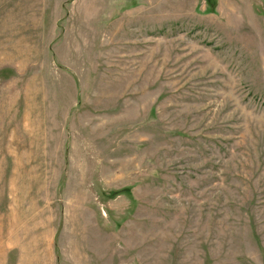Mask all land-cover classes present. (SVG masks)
Instances as JSON below:
<instances>
[{
	"label": "rangeland",
	"instance_id": "rangeland-1",
	"mask_svg": "<svg viewBox=\"0 0 264 264\" xmlns=\"http://www.w3.org/2000/svg\"><path fill=\"white\" fill-rule=\"evenodd\" d=\"M0 264H264V0H0Z\"/></svg>",
	"mask_w": 264,
	"mask_h": 264
}]
</instances>
